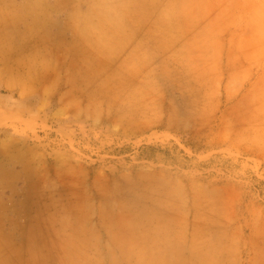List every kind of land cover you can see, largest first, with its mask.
I'll return each mask as SVG.
<instances>
[{
	"label": "rangeland",
	"instance_id": "1",
	"mask_svg": "<svg viewBox=\"0 0 264 264\" xmlns=\"http://www.w3.org/2000/svg\"><path fill=\"white\" fill-rule=\"evenodd\" d=\"M78 1L93 0H0V264H91L145 224L264 264V97L231 118L192 88L139 85L100 37L115 24L70 20ZM263 42L247 39L259 68Z\"/></svg>",
	"mask_w": 264,
	"mask_h": 264
},
{
	"label": "crops",
	"instance_id": "2",
	"mask_svg": "<svg viewBox=\"0 0 264 264\" xmlns=\"http://www.w3.org/2000/svg\"><path fill=\"white\" fill-rule=\"evenodd\" d=\"M87 2L68 6L70 20L115 24L114 32L100 37L115 38L118 52L126 54L136 68L133 78L140 81L139 85L163 81L192 88V93L207 100H222V112L231 118L241 116L236 113L247 118V103L260 102L264 97V68L252 64L258 58L256 54L247 60V39L264 38V21H253L247 7L262 6L264 1ZM159 230L164 228L145 224L130 239H101L91 264H222L218 258L203 257L204 248L197 246L193 228L182 234ZM223 264H234V260L228 255Z\"/></svg>",
	"mask_w": 264,
	"mask_h": 264
},
{
	"label": "bare ground",
	"instance_id": "3",
	"mask_svg": "<svg viewBox=\"0 0 264 264\" xmlns=\"http://www.w3.org/2000/svg\"><path fill=\"white\" fill-rule=\"evenodd\" d=\"M249 1H250V0H249ZM251 1H253V0H251ZM262 1H264V0H262ZM262 7H264V4L262 5ZM255 9H259V8H255ZM261 9H262V8H261ZM252 11H253V10H252ZM252 11H251V12H252ZM248 12H250V11H248ZM253 12H254V11H253ZM255 12L257 13L256 10H255ZM247 14H249V13H247ZM259 14H260V13H259ZM250 15H251V14H250ZM250 15H249V16H250ZM247 17H248V16H247ZM251 17H252V16H251ZM253 17H254V16H253ZM250 20H251V19H250ZM253 21H254V20H253ZM253 21H252V23H253ZM256 22H257V21H256ZM256 22H255V23H256ZM255 23H253V24H255ZM250 24H251V23H250ZM255 25H257V24H255ZM255 25H254V26H255ZM258 25H259V24H258ZM262 25H264V24H261V26H262ZM251 26H252V24H251ZM255 27H257V26H255ZM252 28H253V26H252ZM262 28H263V27H262ZM260 29H261V28H260ZM263 29H264V28H263ZM261 33H262V32H261ZM261 33H260V34H261ZM260 34H259V35H260ZM263 34H264V33H263ZM255 35H256V34H255ZM259 35H258V37H259ZM260 36H261V35H260ZM250 37L253 38L254 36H250ZM259 38H260V37H259ZM255 39H256V38H255ZM263 39H264L263 37L261 38V40L258 39V40H260L261 42H259V41H257V40H255V41H257V42H254V41H253L254 39H253V40L251 39V41H252V43H254V47H255L256 44H257L256 47H261L260 44L263 42ZM255 43H256V44H255ZM258 43H259V45H258ZM263 43H264V42H263ZM249 44H250V43H249ZM254 50H256V49L254 48ZM254 50H252V51H254ZM257 50H258V49H257ZM262 50H263V49H262ZM258 52H259V51H257V53H258ZM253 54H254V52H253ZM256 55H257V54H256ZM252 56H253V55H252ZM254 56H255V55H254ZM263 80H264V79H263Z\"/></svg>",
	"mask_w": 264,
	"mask_h": 264
}]
</instances>
